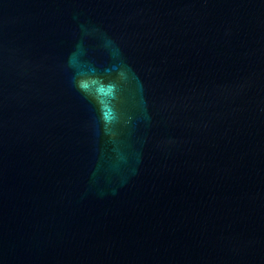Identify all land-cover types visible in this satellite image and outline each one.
Here are the masks:
<instances>
[{
	"label": "water",
	"instance_id": "obj_1",
	"mask_svg": "<svg viewBox=\"0 0 264 264\" xmlns=\"http://www.w3.org/2000/svg\"><path fill=\"white\" fill-rule=\"evenodd\" d=\"M0 264H264V0H0Z\"/></svg>",
	"mask_w": 264,
	"mask_h": 264
}]
</instances>
